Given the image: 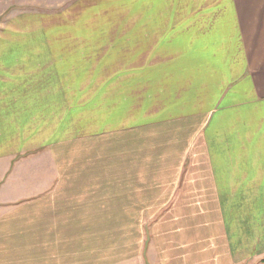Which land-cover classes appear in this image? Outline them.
<instances>
[{
  "label": "crops",
  "instance_id": "1",
  "mask_svg": "<svg viewBox=\"0 0 264 264\" xmlns=\"http://www.w3.org/2000/svg\"><path fill=\"white\" fill-rule=\"evenodd\" d=\"M82 1L25 4L57 8L48 20L64 18ZM97 1L103 11L107 0ZM111 1L98 24L109 25L105 35L61 38L57 49H29L33 39L54 42L43 32L49 23L38 36L24 37L19 19L18 32L2 34L0 17V251L13 250L5 259L0 253V264H264V0ZM119 46L126 57L145 59L142 135L133 140L127 132L121 146L116 141L98 151L102 131L82 129L96 118L90 117L78 120V140L70 142L72 119L57 117L54 106L65 104L71 59L117 58ZM102 68L79 72H118ZM129 119L107 117L109 136ZM141 139L149 164L136 177L131 156ZM119 148L127 155L121 161L127 182L136 183L126 195L117 189ZM97 169L107 176L95 184L110 188L77 195L93 185L87 175ZM77 198L73 217L85 219L78 232L57 220L44 225L49 217H68L59 203ZM26 248L46 252L27 263L14 254Z\"/></svg>",
  "mask_w": 264,
  "mask_h": 264
},
{
  "label": "rangeland",
  "instance_id": "2",
  "mask_svg": "<svg viewBox=\"0 0 264 264\" xmlns=\"http://www.w3.org/2000/svg\"><path fill=\"white\" fill-rule=\"evenodd\" d=\"M17 1V2H16ZM25 1L28 0H0V17L2 18V34L5 32H11L15 33L14 30L20 29V25H16V19H19V23L22 21V27L24 37L29 36H38V34L42 33L41 31L45 32V34L53 35L55 36L54 42H48V41H35L33 39V43L30 42L29 49L32 50H43L46 49L47 46L54 45V48L57 49V46L61 44L60 41H57L61 38H74L76 40H79V35L81 40L85 39L84 36L89 37L91 34H106V29H109V25H98L103 18H104V10L106 13L109 14L110 7L114 2L111 0H107L103 2L104 9L101 11L99 9L100 2L97 0H83L81 2L82 5L79 7L84 8H73L74 3H72V9H68L65 13L67 14L64 18L54 17L53 19L45 20L47 15L52 13H58L60 12L57 8L55 9H32V7H28L30 5L29 3L25 4ZM22 3V5H21ZM17 6H21L22 8L15 9ZM56 7V6H55ZM33 15V23L27 25L28 21L25 20V16ZM23 17L24 19H21ZM32 17V16H30ZM121 19H125L123 16ZM45 20V21H44ZM49 23V24H48ZM26 24V25H25ZM43 24H48L43 28ZM25 25V26H24ZM64 27V28H63ZM43 28V30H42ZM47 29V30H46ZM59 29V30H58ZM46 30V31H45ZM120 30L125 31V27L120 26ZM27 33V35H26ZM8 34V33H6ZM122 34V33H121ZM77 35V36H76ZM121 36V35H120ZM80 40V41H81ZM8 41V40H7ZM87 42V41H86ZM79 43V42H77ZM76 43V44H77ZM33 44V46L31 45ZM82 44H85L82 43ZM87 44V43H86ZM110 45V43L108 42ZM90 43H88L89 47ZM32 46V47H31ZM72 46V44H71ZM4 49V48H2ZM119 57H103V58H96V57H87V58H81L80 63L78 62V59L76 63H74V59H71L72 61V67L70 68V73L64 75V86L67 88V86H70V90H65V104L56 102L54 106V110L56 114H59L57 117H71L72 121L70 122L71 128H70V134L69 139L70 142H75L78 140L77 137H73V135L76 133L78 120L80 123H86L90 117H96L93 121L91 118V121H88L86 123V126L82 129L88 128L87 133H100L101 131L103 133V137L97 141L96 146L98 151L106 150V148L110 147V145H115V142L118 141L120 146L122 145L121 141L126 140L127 132L130 133L131 138L134 140L139 135H142V132L138 130L137 128L139 126H142L145 124V122L142 121V100L144 98L145 93V87L147 84H145V80H143V66L145 64V59L143 57H126V52L123 46H119ZM8 59L3 57L2 58V65H7L9 62ZM75 64L80 65L78 68L77 66H74ZM102 66L104 70H111V66L117 67L118 70L117 73H82L79 72L82 71V67H91V66ZM74 66V67H73ZM89 70V69H86ZM93 70V68L91 69ZM148 82V81H147ZM148 91L147 95L152 92L153 90L149 88L148 84ZM53 108V107H52ZM114 115V117H121L123 115L130 116L131 119H129V122H124L123 124L120 123V129L118 136L113 135L112 138L109 132V121H107V117H111V115ZM82 117V118H80ZM74 120V121H73ZM93 121V122H92ZM148 123V122H147ZM146 123V124H147ZM126 124L129 125V128H126ZM93 125V126H92ZM94 132H93V131ZM91 131V132H89ZM105 136H108L107 138H104ZM87 140L88 139H82ZM80 142V141H79ZM76 144H78L76 142ZM90 144V143H89ZM113 145V146H114ZM145 146V147H144ZM147 145L144 144V139L139 140L135 143L134 149L136 152V155L131 154V158L134 159V167L137 174L141 171L140 168L142 165L148 163L144 160V154L148 151ZM120 150L123 148H119ZM125 150V149H124ZM121 150L119 154H117V159H119V164L117 167V177L119 179L118 183V192L119 194L126 195L127 190L129 187H134L136 189V183L135 185H131L130 182H127V176H126V170L125 166L121 164V161L125 162L127 158V155H125ZM135 156V158H134ZM115 158V155L113 154V159ZM129 162L133 163V160H129ZM126 163V162H125ZM98 171H94V175L88 172L87 178L90 176H94V180L89 181V183H92L93 185H88L87 187H82L80 189L79 194H87L86 197L90 193H94L95 191H103L104 189L108 190L110 188L109 186L103 185V184H95L98 179H101L103 177H106V171L105 169ZM133 171V168H132ZM115 176V170H113L112 178ZM115 187L113 186V189ZM72 192L76 193L79 190L78 186L70 187ZM106 193V192H105ZM104 193V194H105ZM79 198L76 199V202L66 203V202H60L61 209L68 210V217L62 216L58 219H53L51 217L48 218V222L46 224H51L54 220L61 221L62 225L70 226L69 228L74 230L77 228L78 232V226L81 224L82 218L79 217H73V214L77 213V210L80 208V204L78 201ZM64 203V204H63ZM91 204L90 202H88ZM114 208L116 204L118 203V206L120 202L117 203L114 201ZM65 205V206H63ZM121 205V204H120ZM63 206V207H62ZM120 209V206H119ZM123 209H126L124 207ZM70 214V215H69ZM65 215V214H64ZM46 220V219H44ZM107 221V220H106ZM149 222H152L151 220L147 221V224ZM35 222L33 223L32 227H34ZM126 220L124 219V222L119 221V227L118 231L122 235H120V239L122 236L125 238L126 234ZM104 231H107L104 233L105 236H109L108 228L106 227V223H104ZM125 234V235H124ZM77 235H79L77 233ZM24 240H27V242L31 241L32 235H23ZM13 245V244H12ZM27 247H29V244H27ZM10 252H13L10 248H2V251H0L2 258H7ZM38 252L40 255L43 256L46 252V250H40V251H34L31 248H26L21 251H16L15 255H22L23 261H26L29 263L31 256L36 254ZM62 252V251H61ZM1 258V259H2ZM5 264L4 262H2Z\"/></svg>",
  "mask_w": 264,
  "mask_h": 264
}]
</instances>
